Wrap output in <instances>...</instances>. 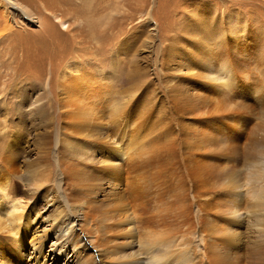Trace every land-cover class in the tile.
<instances>
[{"label":"bare ground","instance_id":"1","mask_svg":"<svg viewBox=\"0 0 264 264\" xmlns=\"http://www.w3.org/2000/svg\"><path fill=\"white\" fill-rule=\"evenodd\" d=\"M2 1L5 18L17 13L30 20L29 25L36 24L18 2ZM234 18L239 23H232L231 36L220 40L224 59L219 73L211 61L201 60L210 75L195 85L202 91L187 94L175 88L170 96L169 108L180 114L189 137L184 153L178 137L171 144L157 141L158 136L145 144L139 121L126 114L130 104L113 95L103 79L105 72L92 64L68 63L59 72L62 122L57 132H50L56 118L48 83L34 118L20 113L19 103L24 102L14 104L11 145L0 159V264H25L27 256L30 264H54L53 255L65 264H264V30L250 32L258 22ZM259 36L263 44L255 51L263 55L248 59V49L241 44L250 40L255 45ZM187 70L194 72L193 66ZM22 88L24 84L16 86L15 92ZM1 93H7L5 84ZM20 120L32 123L33 129L44 127L41 145H48L45 152L56 159L54 171L44 169L39 160L28 161L24 188L10 178L20 166L16 148L27 138ZM36 120L39 124L33 123ZM98 126L112 131L113 137L91 139ZM55 198L63 209L47 224L44 214L58 210L53 207ZM148 209L155 214L143 222ZM111 220L134 238L126 256L113 258L105 248L101 251L114 226ZM182 224L194 235L193 241L183 235ZM50 235L55 241L49 246ZM65 249L73 250L74 256ZM102 252L110 255L98 257Z\"/></svg>","mask_w":264,"mask_h":264},{"label":"rangeland","instance_id":"2","mask_svg":"<svg viewBox=\"0 0 264 264\" xmlns=\"http://www.w3.org/2000/svg\"><path fill=\"white\" fill-rule=\"evenodd\" d=\"M1 1L0 148L4 145L0 149V159L3 158L8 145H11L12 126L14 121L16 122L14 104L24 102L25 104L19 103L20 113L34 118L37 100L43 93L46 83L50 86V97L53 100L51 113L56 118L55 126L50 132H57L60 129L62 115L58 109L56 80L59 72L68 63L74 64L73 67L88 63L105 72L103 79L111 85L113 95L118 96L116 98L120 102L130 104L125 106L126 114L129 113L127 115L132 117V121H139L138 132L143 135L145 144L152 140L156 141L157 136V141L162 140L163 144H171L178 137V144L184 153L187 151L185 147H188L189 137L183 129L185 128L183 123L181 124L180 114L169 108L172 91L175 88L182 89L187 94L202 91L201 86L195 85L210 75L203 71L209 69L206 64L200 62L201 60H205L206 63L211 61L216 65L214 70L219 73L218 65H221L224 59L220 40L231 36L229 30L232 29L230 28L232 23H239L234 15L235 17L238 15L244 22L247 19L259 23L252 24L249 27L250 32L253 30L256 32L255 29L264 30V0H15L17 4L26 8L29 14L31 13L34 23L36 22L34 25H29L30 20H25L17 13H11L12 17L5 18ZM61 22L67 23L66 27L69 29L64 30L66 27H62ZM258 38L255 45L251 44L250 40L241 44L243 48L248 49L246 53L248 59L263 55L255 51L259 44L264 43L261 36ZM191 65L194 72L188 73L187 67H192ZM195 75L197 78H193ZM4 84L7 93L3 95L1 89ZM23 84V92L21 90L16 93V86ZM25 98H28L29 103ZM26 120L18 122L20 126L27 127L25 128L27 138L20 139L21 145L16 148L20 152V166L10 174V178L20 182L22 188L25 185L23 181L25 171L30 165L28 161L39 160L44 169L51 171L56 169L54 154L50 151L45 152L49 148L48 145L45 146V143L41 145L44 141L40 134L44 127L37 126L33 129L32 123ZM33 123L39 124V121ZM94 129L91 139L99 137L107 140L113 137L112 131L106 132L104 127L98 126ZM16 132L17 130L14 134ZM52 141L53 137L47 138L48 144L51 145ZM44 186L51 188V184ZM47 192L43 188L42 195L47 196ZM48 195L47 199L50 197V194ZM55 201L57 202L53 207L58 210L44 214L43 218L50 222L47 224H51L57 212L63 209L61 201L57 198ZM43 205L42 198L38 208L41 209ZM154 214L153 210L148 209L142 216L145 218L142 221L147 222ZM110 223L114 226L108 230L109 233L112 232L111 237L108 233V240L114 238L105 240L106 243L104 241L103 246H100L103 248L101 251L106 249L104 252L111 253L109 255L113 258L130 254L128 246L134 238H130L125 226H119L115 220H111ZM43 224L44 222H40V225ZM116 224L118 227H115ZM180 230L189 240H194V235L187 232V225H180ZM49 240L50 246L55 237L50 235ZM65 250L69 257L74 256L73 250ZM92 253L95 254L94 249ZM108 256L103 252L98 254L101 258ZM29 260L28 256L23 259L25 264H30ZM50 260L54 264H65L64 260L55 261L54 255ZM69 261L71 262L70 259Z\"/></svg>","mask_w":264,"mask_h":264}]
</instances>
